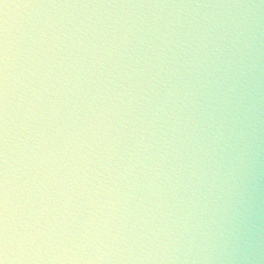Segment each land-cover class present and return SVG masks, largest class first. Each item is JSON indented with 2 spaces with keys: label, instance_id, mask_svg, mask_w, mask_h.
<instances>
[{
  "label": "clouds",
  "instance_id": "9594fccd",
  "mask_svg": "<svg viewBox=\"0 0 264 264\" xmlns=\"http://www.w3.org/2000/svg\"><path fill=\"white\" fill-rule=\"evenodd\" d=\"M0 264H264V0H0Z\"/></svg>",
  "mask_w": 264,
  "mask_h": 264
}]
</instances>
